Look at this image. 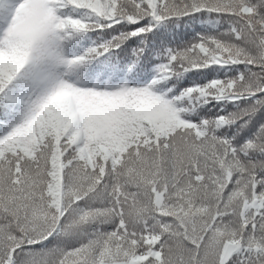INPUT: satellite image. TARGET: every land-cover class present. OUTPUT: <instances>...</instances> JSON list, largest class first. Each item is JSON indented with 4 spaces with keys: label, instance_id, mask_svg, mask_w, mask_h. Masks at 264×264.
Segmentation results:
<instances>
[{
    "label": "snow or ice",
    "instance_id": "6c2138e0",
    "mask_svg": "<svg viewBox=\"0 0 264 264\" xmlns=\"http://www.w3.org/2000/svg\"><path fill=\"white\" fill-rule=\"evenodd\" d=\"M0 264H264V0H0Z\"/></svg>",
    "mask_w": 264,
    "mask_h": 264
}]
</instances>
